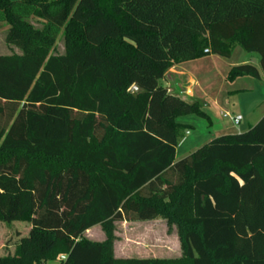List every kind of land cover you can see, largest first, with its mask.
<instances>
[{
    "label": "trees",
    "instance_id": "trees-1",
    "mask_svg": "<svg viewBox=\"0 0 264 264\" xmlns=\"http://www.w3.org/2000/svg\"><path fill=\"white\" fill-rule=\"evenodd\" d=\"M2 27L0 223L30 229L0 264H264V116L175 162V119L206 115L162 85L234 47L259 67L228 79L264 81V0H0ZM156 219L178 258L114 256L115 222Z\"/></svg>",
    "mask_w": 264,
    "mask_h": 264
},
{
    "label": "rangeland",
    "instance_id": "rangeland-1",
    "mask_svg": "<svg viewBox=\"0 0 264 264\" xmlns=\"http://www.w3.org/2000/svg\"><path fill=\"white\" fill-rule=\"evenodd\" d=\"M6 29L0 28V55H9L12 51L18 53L16 49L5 45ZM63 52V41L59 38L54 53ZM241 64L255 66L256 54L234 47L229 58L207 55L187 64L199 83V87L194 90L195 97L206 118L183 115L175 119L181 125L175 162L215 138L246 132L264 116V81L245 77L233 81L228 79L230 68ZM230 91L235 92L229 94ZM223 113L229 117H222ZM237 115L242 119L235 126L230 118ZM114 226V256L118 259L178 258L181 254L175 230L168 234L162 220L145 225L118 221ZM29 229L30 225L25 222H12L10 225L0 223V257L12 255L15 244L28 235ZM100 231V227H97L84 235L91 240H98Z\"/></svg>",
    "mask_w": 264,
    "mask_h": 264
},
{
    "label": "crops",
    "instance_id": "crops-1",
    "mask_svg": "<svg viewBox=\"0 0 264 264\" xmlns=\"http://www.w3.org/2000/svg\"><path fill=\"white\" fill-rule=\"evenodd\" d=\"M193 62V61H190ZM258 62H259V57L256 54V65L255 67H259L258 66ZM189 62L174 66L172 68H170L167 73L164 76V79L162 81V85L167 89V91L175 96L181 97L183 99H189V100H196L195 97V89L199 87V83L197 81V79L195 78L194 74L190 71L189 68H187V64ZM242 78V77H241ZM248 78V77H245ZM251 79V78H249ZM253 80V79H252ZM263 80L262 76L259 79V81ZM240 91V90H237ZM235 91H230L228 92L230 93H234ZM157 220L160 219H156L153 221H146V222H131L134 224H151ZM161 221V220H160ZM123 223H126V221H121ZM164 222V221H163ZM99 226H94L92 228H90L89 230H87L85 233H89L91 232V230H95V228H97ZM87 238V237H86ZM89 239V238H88ZM104 239V235L102 234V231L99 232L98 234V240H92V241H97L100 242ZM91 240V239H89Z\"/></svg>",
    "mask_w": 264,
    "mask_h": 264
},
{
    "label": "built area",
    "instance_id": "built-area-1",
    "mask_svg": "<svg viewBox=\"0 0 264 264\" xmlns=\"http://www.w3.org/2000/svg\"><path fill=\"white\" fill-rule=\"evenodd\" d=\"M207 52H208L207 50H204V53H207ZM222 117H224V118H228L229 115H228L227 113H223V114H222ZM241 119H242L241 116L237 115V116H235V117H233V118H230V121L236 126V125L239 124V122L241 121ZM59 259H60V260H64V257L61 256Z\"/></svg>",
    "mask_w": 264,
    "mask_h": 264
}]
</instances>
